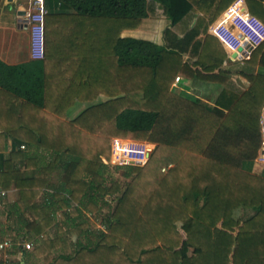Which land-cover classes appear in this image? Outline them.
I'll return each instance as SVG.
<instances>
[{"label":"trees","instance_id":"obj_1","mask_svg":"<svg viewBox=\"0 0 264 264\" xmlns=\"http://www.w3.org/2000/svg\"><path fill=\"white\" fill-rule=\"evenodd\" d=\"M235 1L45 0L44 58L0 61V187L18 193L16 242L60 249L44 264H264V43L240 62L209 33ZM246 4L264 24V0ZM160 7L163 44L123 36ZM177 77L222 90L209 106L176 91ZM115 138L154 149L109 183ZM107 197L105 228L92 232L87 214L101 217ZM241 209L253 214L236 220ZM73 230L87 241L62 237Z\"/></svg>","mask_w":264,"mask_h":264},{"label":"built area","instance_id":"obj_2","mask_svg":"<svg viewBox=\"0 0 264 264\" xmlns=\"http://www.w3.org/2000/svg\"><path fill=\"white\" fill-rule=\"evenodd\" d=\"M47 13L45 0H36L34 2V10L28 14L32 56L36 60L44 58ZM209 33L217 37L232 56L237 54V58L235 59L240 62L249 60L253 52L264 43V24L247 10L244 0H238L232 4L222 17L210 27ZM180 81V77H177L176 83ZM25 149V146H21V150ZM153 149L154 145L149 143L115 138L112 144V158L110 162L116 166L132 163L143 166L149 160V154L152 153ZM258 161L264 164V140ZM7 196L8 192L0 187V199H5ZM32 246L33 244L29 242H16L12 239H5L0 241V253H5L8 256L17 248L29 251L32 249Z\"/></svg>","mask_w":264,"mask_h":264},{"label":"crops","instance_id":"obj_3","mask_svg":"<svg viewBox=\"0 0 264 264\" xmlns=\"http://www.w3.org/2000/svg\"><path fill=\"white\" fill-rule=\"evenodd\" d=\"M35 1L36 0H0V61L8 66H20L24 64H30L36 60L32 56L31 32H30V23L28 20V14L34 10ZM244 2L246 4V0H244ZM246 8L248 10L247 4H246ZM149 24L151 25L149 26ZM146 26L150 27L149 29L153 30L156 26V24L154 23V18H150L147 20V23L144 26L145 28L139 31H126L123 34V36L142 38V39L154 41L160 45L163 44L164 38L162 42H158L153 38H148L145 36L140 37V36L128 35V33H142V34H145V32L149 33L150 31H146L147 30ZM225 67L228 69L235 68L233 67V65H225ZM183 80L186 79L182 78V80L179 83L175 82L174 89L179 88ZM188 81H190L189 87L188 88L185 87V89L187 92L191 94V96H194V98L201 100L202 103L207 104L209 106L214 105L215 99L222 90L220 86L212 84L210 82H204L196 79L188 80ZM230 84L235 86L236 89L242 91L248 89L249 87V83L240 76H233L230 81ZM263 114H264V110H263ZM262 124H263V116H262ZM9 152L10 149L7 150L6 155ZM258 160L259 157L256 160L254 173H256V169L260 166ZM7 192H8L7 198L0 199V241L8 239L9 236L13 235L10 232L9 228L11 227V225H14V221L8 219L7 214H8V209H10L11 206L17 202L18 193L16 190H8ZM48 192L53 193L54 192L53 188L50 189L48 188ZM40 198L41 195L39 197V200Z\"/></svg>","mask_w":264,"mask_h":264},{"label":"rangeland","instance_id":"obj_4","mask_svg":"<svg viewBox=\"0 0 264 264\" xmlns=\"http://www.w3.org/2000/svg\"><path fill=\"white\" fill-rule=\"evenodd\" d=\"M153 22V21H151ZM154 23L156 24L155 28L152 30V29H149L150 27H147V30L146 31H150L149 33H146L145 34H142V33H128V35H131V36H145V37H148V38H153L154 40L158 41V42H162L163 41V38H164V31L165 29L167 28V26L169 25L168 23V20L166 18V16L164 15L163 13V10L162 8H158V11H157V17L154 18ZM151 24H149L150 26ZM176 82V81H175ZM189 84H190V81L188 80H183V82L181 83L180 87L179 88H176L175 90L178 91L179 93H182L183 95L187 96V97H190L192 99H196L194 98V96H191V94L189 92L186 91L185 87H189ZM84 109V105H77L74 109H72V111L70 112V116L72 118L78 116L81 111ZM264 128V126H263ZM47 160H44L45 162H42L41 164H47L50 160V157L47 156L46 158ZM105 163L109 164V167H108V175H110V179H109V183H111V179L113 178H120L121 174L124 172V170H121V169H117L116 168V165H113L111 164V162H107L105 161ZM258 163L260 164V166L256 169V173L257 175L259 176H262L264 175V164H262L261 162L258 161ZM57 180V179H56ZM56 180H54L55 182H57ZM54 190V189H53ZM44 200V197L41 196L40 200L39 201H42ZM101 208H102V211H101V217L99 218H95L94 215H92L91 213L87 214L89 218H91L92 222H91V227L89 228L90 231L92 232H95V231H98V230H104V225H103V216L105 214L108 213V211L110 210L109 206L111 203L113 204V201L110 197H107L105 202H101ZM105 203H108V204H105ZM111 204V205H112ZM252 211H246V210H238L235 214V219L236 220H241V221H244L245 219H247L248 217H250L252 215ZM60 221V219L58 218V220L56 219V223H59V224H62L63 223ZM66 228V226H65ZM56 231L53 229L51 230L49 233H47V235H44L45 238L44 240H46L47 238L49 239H54L56 236ZM81 232L80 231H75L74 230L72 232L70 231H67L66 235L62 236V237H65V239H70L72 238V240L74 242H79L78 239H82L83 242H86L87 241V237H85V234H80ZM95 234V233H94ZM8 239H12L14 240V236H9ZM15 241V240H14ZM21 242H29V243H34L33 240H28V239H23L22 240H19ZM39 248V249H37ZM36 248V245L33 244L32 246V249L28 251V254L30 256H33V255H36L37 259H36V262L38 264H44L45 262V259L46 258H53V257H56L61 251L60 249H54V250H49L48 248L46 249V246L42 243V241L40 242V245L39 247ZM18 251H20L19 249L18 250H13L8 256H6L5 253H0V262L3 263V264H9V262H21V261H26V262H30L31 259H27V260H24L21 256V254L17 253Z\"/></svg>","mask_w":264,"mask_h":264},{"label":"water","instance_id":"obj_5","mask_svg":"<svg viewBox=\"0 0 264 264\" xmlns=\"http://www.w3.org/2000/svg\"><path fill=\"white\" fill-rule=\"evenodd\" d=\"M233 58H237V54H234ZM149 157H150V154H149ZM132 165H138L139 166V164H135V163H132ZM19 264H25V262L21 261Z\"/></svg>","mask_w":264,"mask_h":264}]
</instances>
